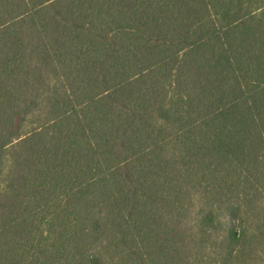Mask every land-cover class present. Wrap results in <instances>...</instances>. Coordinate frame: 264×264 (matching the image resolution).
I'll return each mask as SVG.
<instances>
[{"label": "trees", "instance_id": "1", "mask_svg": "<svg viewBox=\"0 0 264 264\" xmlns=\"http://www.w3.org/2000/svg\"><path fill=\"white\" fill-rule=\"evenodd\" d=\"M0 264H264V0H0Z\"/></svg>", "mask_w": 264, "mask_h": 264}]
</instances>
